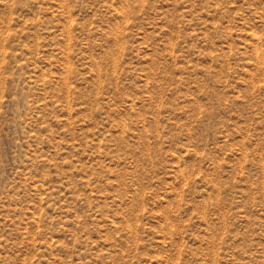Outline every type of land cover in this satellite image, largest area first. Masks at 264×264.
Segmentation results:
<instances>
[{
    "label": "rangeland",
    "instance_id": "rangeland-1",
    "mask_svg": "<svg viewBox=\"0 0 264 264\" xmlns=\"http://www.w3.org/2000/svg\"><path fill=\"white\" fill-rule=\"evenodd\" d=\"M0 264H264V0H0Z\"/></svg>",
    "mask_w": 264,
    "mask_h": 264
}]
</instances>
